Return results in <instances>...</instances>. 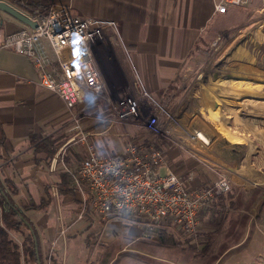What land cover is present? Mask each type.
Here are the masks:
<instances>
[{"label": "crops", "instance_id": "crops-1", "mask_svg": "<svg viewBox=\"0 0 264 264\" xmlns=\"http://www.w3.org/2000/svg\"><path fill=\"white\" fill-rule=\"evenodd\" d=\"M22 1L8 0L18 10V4H22ZM35 1L46 3L48 8H69L76 16L116 22L121 43L106 36L91 46L94 64L104 83L103 91L97 96L87 97L78 106L80 114L93 117L83 122L90 135L89 142L107 158L120 154L130 138L144 145L150 139L143 134L144 129L136 127V124H143L146 118H141V123L127 120V123L111 126L113 106L124 98L137 97L140 85L153 98L165 99L169 86L196 42L200 38L213 40L238 28L260 2L245 0L240 6L220 14L214 10L219 0ZM22 25L0 10V35L15 32ZM188 132L187 129L186 132L177 133L189 146L198 143L196 156L182 150L175 142L162 141L165 163L159 167L160 175L171 170L185 179L192 172L194 179L187 184L188 187H202L215 180L218 166L232 176L233 188L237 191L245 187L249 174L260 185L264 184V173L250 167L248 157L241 159L234 154V159H231L223 148L219 151L217 141L205 128L191 134ZM197 133L202 134L208 143L194 137ZM72 134L69 112L57 95L38 84L37 70L32 61L26 56L1 49L0 139L3 143L0 145V181L9 180L16 187L12 198L18 207L39 206L42 201H48L42 209L24 212L37 231L44 264L51 248L53 264H103L105 258L119 264L125 257L153 258L148 256L147 239L150 236L144 237L143 226L137 222L126 220L121 223L95 218L77 221L79 194L63 195L59 190L60 175L67 174L69 177L65 168L76 169L78 164V143L67 144ZM50 140L53 144L48 149L53 154L48 157L46 144ZM81 146L84 147L83 144ZM52 185L55 186L54 190ZM230 193L232 199V190ZM60 228L65 230V234L56 238ZM107 233L110 239L105 238ZM94 242H97L96 248ZM100 242H107L106 245L114 249L115 255L106 257L99 246ZM261 244L262 250L264 242ZM120 245H132V248L122 249Z\"/></svg>", "mask_w": 264, "mask_h": 264}, {"label": "built area", "instance_id": "built-area-1", "mask_svg": "<svg viewBox=\"0 0 264 264\" xmlns=\"http://www.w3.org/2000/svg\"><path fill=\"white\" fill-rule=\"evenodd\" d=\"M244 1L220 0L215 11L224 14ZM0 2L15 7L8 0ZM18 7L20 10H17L36 25L31 27L22 23L19 30L0 35V50H10L32 61L38 84L57 95L71 116L73 134L67 144L80 143L86 148L87 153L76 172L65 168L72 187L80 196L77 221L90 215L113 220L128 217L143 226L146 238L152 230L163 226L177 227L190 236H197L200 213L227 197L234 184L230 175L216 166L220 171L216 170V178L210 185L190 188L187 184L194 179L192 172L185 179L171 170L159 174L165 155L151 142L144 145L130 138L120 154L109 158L87 143L89 134L82 126L86 116L80 114L78 106L87 97L101 94L104 88L91 46L104 39L106 30L111 39L121 43L116 22L76 16L65 7L50 6L45 15L22 4ZM113 112L111 123L136 121L148 112V118L136 127L168 138L164 129H158L159 116L165 111L142 85L137 97L124 98L113 106ZM177 144L196 156L197 152L187 144ZM51 188L54 190L55 186ZM64 234V229L58 231V236ZM50 254L48 259H51Z\"/></svg>", "mask_w": 264, "mask_h": 264}, {"label": "rangeland", "instance_id": "rangeland-1", "mask_svg": "<svg viewBox=\"0 0 264 264\" xmlns=\"http://www.w3.org/2000/svg\"><path fill=\"white\" fill-rule=\"evenodd\" d=\"M259 1L258 6L250 11L249 16L238 28L213 40L200 38L196 42L169 86L165 99L154 98L165 111L159 116L158 129L159 131L164 129L168 138L155 136L144 130L143 134L150 137L147 144L151 142L155 146L156 137L165 142L187 144L177 132H186L188 129L190 131L188 133L191 134L197 129L205 128L214 141H217L216 146L219 151L223 148L231 159H234V154L241 159L248 157L249 166L264 173V0ZM219 2L220 0L215 5ZM107 32L104 38L108 36ZM148 116L149 113L146 112L142 115V119H147ZM85 119L91 120L93 117L86 116L83 122ZM134 122L142 121L138 119ZM120 123L124 124L127 121ZM115 124L118 123L110 122L111 126ZM82 126L85 129L83 123ZM85 132L88 133L86 129ZM87 143L91 144L89 140ZM79 144L76 145L80 151L77 154V168L79 161L87 153L86 148ZM196 144L195 146L187 145L196 151L195 149H199L198 143ZM77 168L71 171L76 172ZM220 170L230 175L226 170L222 168ZM230 177L232 178L231 175ZM69 182L71 183L70 176ZM234 186L233 184L231 188L232 199L230 190L225 199L221 198L217 204L210 205L200 213L201 222L197 236H190L177 227L165 226L163 229L166 230L168 242L174 241L173 245L171 243L170 246H165L159 242L160 229L158 228L157 232H150V238L147 239L148 256L153 258L125 257L119 264H202L203 258L199 255L203 243L202 234L212 232L216 225L220 224L222 229L215 235L212 247L216 253L223 246L231 247L221 253L215 264H264V249L261 250V243L264 242V226L262 225L264 223V184L260 185L256 178L249 174L245 187L237 191L233 188ZM258 199H260L259 203ZM79 207L78 205L77 208ZM241 217L246 220L245 234L237 245L232 246L235 237L231 238L228 235L239 230V227L235 228L236 225L232 226L233 224L239 223L238 225L242 226ZM90 218L103 219L90 215L82 221ZM129 219L132 221V218L128 217L115 219V221L125 223ZM10 236L20 241V239L17 240L16 233L12 232ZM90 237L86 240L87 245ZM110 237L108 233L105 235L106 239ZM56 238L59 236L57 235ZM106 243L99 244L106 257L115 255L114 249ZM94 244L96 248L97 242ZM128 247L132 248V245L121 248L128 249ZM90 254L92 259L91 251ZM179 258L185 262L179 261ZM52 260L53 254L46 264H53ZM105 260L103 264H118L109 262L108 258Z\"/></svg>", "mask_w": 264, "mask_h": 264}, {"label": "trees", "instance_id": "trees-1", "mask_svg": "<svg viewBox=\"0 0 264 264\" xmlns=\"http://www.w3.org/2000/svg\"><path fill=\"white\" fill-rule=\"evenodd\" d=\"M22 6L27 7L33 11H37L39 14H47L49 8L47 4L42 1L35 0H24L22 1ZM3 141L0 139V145ZM53 144V141L47 142L46 152L48 157L52 156L53 151H49L48 147ZM45 145V146H46ZM162 140L156 137L155 148L161 150ZM60 193L63 195H69L76 192L75 188L70 186L69 177L67 174L60 175L59 184ZM16 193V187L9 180L0 181V264H28L33 262V264H44V259L41 253L40 241L37 235V231L30 222V220L25 216V211L32 209H42L47 206L48 201H42L39 206L28 205L25 207H18L14 202L12 196ZM237 218V216H236ZM243 221L242 226L238 224H233L235 228L239 227L235 233L228 235V237H235L232 241V246L237 245L243 234L245 233L246 221L244 217H241ZM222 229L221 224L216 225L215 230L212 232H207L202 234V246L199 251V255L203 258L202 264H215L221 256V253L226 252L229 246H223L217 253L214 251L213 240L215 235H217ZM236 230V229H235ZM16 233L20 241L14 240L10 234ZM166 230L160 228L158 232L159 242L162 245L170 246L174 244V241L168 242V236L166 235Z\"/></svg>", "mask_w": 264, "mask_h": 264}, {"label": "water", "instance_id": "water-1", "mask_svg": "<svg viewBox=\"0 0 264 264\" xmlns=\"http://www.w3.org/2000/svg\"><path fill=\"white\" fill-rule=\"evenodd\" d=\"M0 10L6 12L11 15L16 20L20 21L23 24H27L31 27H34L36 24L32 22L27 16L19 12L17 9L11 7L10 5L0 2Z\"/></svg>", "mask_w": 264, "mask_h": 264}, {"label": "bare ground", "instance_id": "bare-ground-1", "mask_svg": "<svg viewBox=\"0 0 264 264\" xmlns=\"http://www.w3.org/2000/svg\"><path fill=\"white\" fill-rule=\"evenodd\" d=\"M197 138L200 139L203 143H208V140L200 133L197 134Z\"/></svg>", "mask_w": 264, "mask_h": 264}]
</instances>
